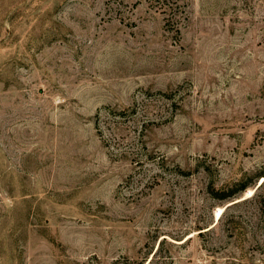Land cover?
Wrapping results in <instances>:
<instances>
[{
  "label": "rangeland",
  "instance_id": "374dc122",
  "mask_svg": "<svg viewBox=\"0 0 264 264\" xmlns=\"http://www.w3.org/2000/svg\"><path fill=\"white\" fill-rule=\"evenodd\" d=\"M262 175L264 0H0V264H264Z\"/></svg>",
  "mask_w": 264,
  "mask_h": 264
},
{
  "label": "trees",
  "instance_id": "16d2710c",
  "mask_svg": "<svg viewBox=\"0 0 264 264\" xmlns=\"http://www.w3.org/2000/svg\"><path fill=\"white\" fill-rule=\"evenodd\" d=\"M264 176V175H262ZM240 187L238 190H245L250 184L247 181H241L239 183ZM212 192H214V189H212ZM219 193V194H218ZM215 195L219 196V198L222 199H226V198H230L232 196H234L236 194V191H220V192H214ZM156 255V254H155ZM154 255V256H155ZM154 258V257H153ZM153 259H151L147 264H152ZM98 264H102V263H98ZM139 264H144L143 262L139 263Z\"/></svg>",
  "mask_w": 264,
  "mask_h": 264
}]
</instances>
